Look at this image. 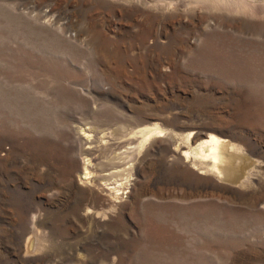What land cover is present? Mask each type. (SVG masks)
Wrapping results in <instances>:
<instances>
[{
  "label": "rangeland",
  "instance_id": "1",
  "mask_svg": "<svg viewBox=\"0 0 264 264\" xmlns=\"http://www.w3.org/2000/svg\"><path fill=\"white\" fill-rule=\"evenodd\" d=\"M0 264H264V0H0Z\"/></svg>",
  "mask_w": 264,
  "mask_h": 264
},
{
  "label": "bare ground",
  "instance_id": "2",
  "mask_svg": "<svg viewBox=\"0 0 264 264\" xmlns=\"http://www.w3.org/2000/svg\"><path fill=\"white\" fill-rule=\"evenodd\" d=\"M165 6V5H164ZM154 126V125H153ZM145 127V126H144ZM142 128L141 129H138L137 131H131L130 133H133L134 136H136V134H140V137H141V149L144 147L145 144H147V142H149V139H151L152 137L154 136H159V135H162L164 132L163 129H161L159 126L155 125L154 127H151L147 126V128ZM93 129V128H92ZM84 132V131H82ZM103 132V131H102ZM113 133V132H112ZM128 133V134H130ZM87 134V133H86ZM89 134V133H88ZM126 134V135H128ZM90 135V134H89ZM112 135V134H111ZM87 136V135H86ZM94 136V134H93ZM133 136V135H131ZM130 137V136H129ZM128 137V138H129ZM190 137L188 138V140H190ZM87 138V137H86ZM108 138L109 136H107V133L103 132L99 138V142H101L102 144L105 143L106 144V141H108ZM117 138V137H115ZM123 139V137H122ZM125 140V139H124ZM109 142V141H108ZM117 142V141H115ZM132 141H130L131 143ZM105 148V147H103ZM98 149V148H97ZM225 149H228L230 151H238V146L231 142L230 140L226 139V138H223V137H220V136H217L216 134H210L208 136V138L206 139H203L202 141H200L192 150H189V151H186L185 152V155H186V158L187 160H189L190 158H199V157H202L204 158L205 160H209L210 163L206 165V170L209 171L210 173L214 174L216 177H218L219 179H232L233 176H234V172L232 171L231 169V156L232 155H225V152L224 150ZM129 155V154H128ZM104 156V155H103ZM122 156V155H121ZM124 156V155H123ZM125 157V156H124ZM127 157V156H126ZM108 158V157H107ZM131 158V157H129ZM116 159V160H119V159H123V157H114L113 160ZM89 160L90 158H85L84 161H83V170L82 172L80 173V179L83 181V179L89 174L88 172V167H87V164L89 163ZM204 160V161H205ZM115 161V160H114ZM121 161V160H120ZM125 161V160H124ZM114 163V162H113ZM116 163V161H115ZM90 164V163H89ZM205 165V164H204ZM202 166V165H201ZM200 166V167H201ZM203 169V168H202ZM127 171V170H126ZM130 172L132 170H129ZM204 171V170H203ZM128 173V176L126 177L127 180L123 183L120 182V184L118 183V185H115V186H106V188L108 189H112L116 192H119L120 191V188L121 187H124L126 189L125 190H122L121 192L119 193H127L129 191V188H133V173ZM133 172V171H132ZM126 173V172H125ZM202 173V172H201ZM91 174V173H90ZM116 175V174H115ZM88 177V176H87ZM90 178V177H89ZM92 178V177H91ZM88 179V178H87ZM95 179V178H93ZM89 180V179H88ZM73 182V184H75V180L74 178H72L71 180ZM85 181V179H84ZM87 181V180H86ZM106 181V180H105ZM108 181V180H107ZM116 181V180H115ZM114 181V182H115ZM89 182V181H88ZM110 182V181H109ZM118 182V181H117ZM93 183V182H92ZM95 183V182H94ZM103 183V182H102ZM88 184V183H86ZM106 184H109V183H106ZM112 184V183H111ZM117 184V183H116ZM93 185V184H92ZM110 185V184H109ZM123 189V188H122ZM85 191L87 190H90L94 195H98L97 192H95L93 189H84ZM113 192V191H111ZM110 192V193H111ZM149 192H153L151 189L148 188V183L146 185H139V188L137 190V194H136V198H140L141 196H144V195H147ZM157 193V192H156ZM154 193V194H156ZM109 194V193H108ZM112 194V193H111ZM117 194V193H116ZM120 195V194H119ZM111 196V195H110ZM115 196V195H114ZM113 196V197H114ZM112 197V198H113ZM119 198V196H116ZM115 198V197H114ZM183 198V197H182ZM119 201V200H118ZM117 203V201H116ZM114 206H116V204L114 203L113 204ZM112 206V207H114ZM94 209V208H93ZM112 208H110L111 210ZM114 209V208H113ZM116 209H118L116 207ZM86 211L87 213L91 212L92 209L91 208H86ZM113 211V210H112ZM108 211H96V214L97 215H100V214H103V215H108L107 214ZM40 230V229H39ZM38 230L35 228L33 231H32V235H30L25 244H24V247L26 249V251L29 253V252H36L38 250H42V248L44 247H48V245L45 243H42V242H37L36 240V237L38 235ZM46 239V238H45ZM41 241V240H40ZM47 241V240H46ZM39 252V251H38ZM37 252V253H38ZM41 252V251H40Z\"/></svg>",
  "mask_w": 264,
  "mask_h": 264
}]
</instances>
